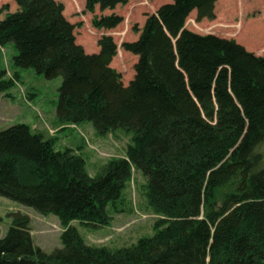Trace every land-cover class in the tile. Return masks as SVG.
<instances>
[{
  "label": "trees",
  "instance_id": "16d2710c",
  "mask_svg": "<svg viewBox=\"0 0 264 264\" xmlns=\"http://www.w3.org/2000/svg\"><path fill=\"white\" fill-rule=\"evenodd\" d=\"M15 1L18 9L0 19V93L14 85L1 67V49L13 43L17 72L62 77V122L135 135L126 159L91 176L81 156L56 150L28 124L0 130V195L55 214L66 227L62 248L46 253L34 243L30 217L14 213L0 238V264H264V56L186 28L194 11L197 20L214 19L216 0H172L148 15L135 29L139 38L122 44L138 57L128 85L111 66L118 54L112 36L88 54L63 3ZM127 2L86 0V10ZM123 21L94 15L92 25L110 30ZM135 170L159 216L154 234L115 250L87 244L70 222L110 224L127 204Z\"/></svg>",
  "mask_w": 264,
  "mask_h": 264
},
{
  "label": "rangeland",
  "instance_id": "374dc122",
  "mask_svg": "<svg viewBox=\"0 0 264 264\" xmlns=\"http://www.w3.org/2000/svg\"><path fill=\"white\" fill-rule=\"evenodd\" d=\"M57 1L64 4L67 19L80 25L75 29L77 42L82 43L88 53L99 52L98 39L103 33L113 37L119 52L112 66L121 72L122 81L127 84L134 78L137 58L133 53L125 52L122 44L137 39L140 32L135 29H141L148 15L156 13L160 6L171 0H128L126 5H118L114 10L123 15L125 21L114 29L102 31L92 27L94 14L103 15L98 7L92 13L86 10V0ZM17 9L15 0H0V19ZM195 13L189 16L186 23L191 31L234 39L249 52L264 56V0H216L214 19L197 20ZM17 53L13 43L1 49V67L6 69V78L13 80L14 85L7 92L0 93V130L15 124H28L34 133L42 134L47 140L52 139L56 150L70 149L72 154L81 156L91 176L102 172L113 160L126 159L127 146L133 141L134 130L118 127L102 134L90 121L79 125L62 122L58 116L62 77L48 79L33 68L17 72L13 65V57ZM145 183L146 177L135 170L124 190L127 204L122 212L114 213L110 224L94 226L73 220L70 225L77 228L87 244L110 250L130 247L140 238L152 236L159 216L148 206ZM16 212L30 217L36 246L46 253L62 248L60 236L66 227L55 214H41L31 206L2 195L0 238L7 234Z\"/></svg>",
  "mask_w": 264,
  "mask_h": 264
},
{
  "label": "crops",
  "instance_id": "0c3cea01",
  "mask_svg": "<svg viewBox=\"0 0 264 264\" xmlns=\"http://www.w3.org/2000/svg\"><path fill=\"white\" fill-rule=\"evenodd\" d=\"M83 45V44H82ZM84 46V45H83Z\"/></svg>",
  "mask_w": 264,
  "mask_h": 264
}]
</instances>
